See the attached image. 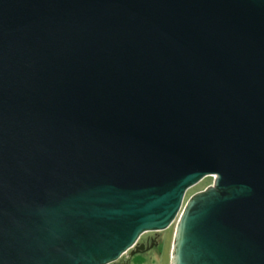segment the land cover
<instances>
[{"label": "water", "instance_id": "water-1", "mask_svg": "<svg viewBox=\"0 0 264 264\" xmlns=\"http://www.w3.org/2000/svg\"><path fill=\"white\" fill-rule=\"evenodd\" d=\"M174 223L171 264H264V0H0V264Z\"/></svg>", "mask_w": 264, "mask_h": 264}, {"label": "rangeland", "instance_id": "rangeland-1", "mask_svg": "<svg viewBox=\"0 0 264 264\" xmlns=\"http://www.w3.org/2000/svg\"><path fill=\"white\" fill-rule=\"evenodd\" d=\"M214 177L207 176L201 183L191 188L187 197L191 194L204 189L213 183ZM176 224H172L169 228L163 230L162 241L159 245L146 251L145 253H136L131 260V264H171L173 242L175 236Z\"/></svg>", "mask_w": 264, "mask_h": 264}, {"label": "flooded vegetation", "instance_id": "flooded-vegetation-1", "mask_svg": "<svg viewBox=\"0 0 264 264\" xmlns=\"http://www.w3.org/2000/svg\"><path fill=\"white\" fill-rule=\"evenodd\" d=\"M192 195V194H191ZM190 195V196H191ZM190 196H188V197H186V200L190 197ZM176 224V223H175ZM162 231H149V232H146V233H144L142 236H141V238H140V240H139V242H146L147 243V245H149V244H151V242H158L159 241V244H160V242L162 241V233H161ZM158 244V245H159ZM145 253V252H144ZM133 259V258H132ZM131 259V260H132Z\"/></svg>", "mask_w": 264, "mask_h": 264}]
</instances>
